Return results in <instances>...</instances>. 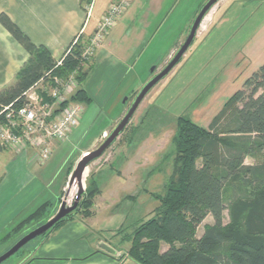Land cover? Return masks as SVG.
I'll use <instances>...</instances> for the list:
<instances>
[{"label": "rangeland", "instance_id": "rangeland-1", "mask_svg": "<svg viewBox=\"0 0 264 264\" xmlns=\"http://www.w3.org/2000/svg\"><path fill=\"white\" fill-rule=\"evenodd\" d=\"M248 1L250 0H220L215 5L204 19L194 44L179 65L150 91L129 125L113 145L86 168L82 176L83 195L84 197L88 196L93 191L95 192L97 187L101 189L100 194L94 198V206L96 202L98 206L96 223L102 226L103 230L110 229L112 232L89 235L86 233L82 242L74 240V238L75 257L84 256L83 260H88L92 257L90 255L92 252L100 250V253H106L98 246L103 243L117 251L116 257L119 264L124 258L131 260L128 256L126 257L131 246L132 237L130 236L135 226L151 217L153 211L159 206V202L153 195L165 193V186L169 183L174 171L173 138L177 132V120L182 117L200 127L208 128L232 95L240 90L247 79L263 64L260 59L264 53V5L258 10H256L258 7L256 4L254 8H248L246 5ZM230 14H233L232 17L238 16L234 24L232 25L231 21L222 30L217 31L218 28L215 25L218 20H214V24L213 18L217 15L230 17ZM205 41H207L206 44L202 46ZM89 42L90 40H83L85 47ZM183 43L176 51L161 52L158 50L155 53L158 59L153 75L149 74L154 68L151 66L147 69V81L136 88V91H131L127 97L119 99L120 111H113L114 106H110L111 102L104 107L93 104L92 100L87 104H82L83 117L76 132L70 136L71 139L69 137L71 140L69 150H66L62 155V157H66V161L62 165V175L58 178V185L59 187L64 183L65 185L59 200L51 205L45 204L46 208L40 215L41 219L38 218V221L29 223L17 234H15L16 229L20 224H8L4 217L0 216V256L21 238L52 219L59 212L63 203H67V206L73 205L77 194L71 198L70 179L78 160L84 154L96 150L107 139L116 125L124 118L141 89L168 65ZM84 61L89 62L90 59ZM89 67H93L92 64H89ZM82 68L86 69L87 65L84 64ZM78 70L79 68L66 79L48 74L36 91L33 93L30 91L27 94V97H30L28 100L33 101L28 107L36 117L40 118L43 111H51L55 116L54 114L60 111L65 104L72 102V97L80 88L78 81H76L78 88L68 96L67 101L63 104L58 103L53 97V93H61L64 87L69 84L72 76L77 80ZM142 80H145L144 77ZM126 99L127 103L123 105ZM50 122L47 120L46 125H50ZM0 125L12 130L19 137V143L15 144L4 141L0 136V142L5 147L2 158L4 155H11V158L34 155L37 158V155L41 153V147L37 146L35 142L40 137L52 145L69 140L60 142L53 138H47L46 133L44 134V131L34 120L27 124L23 118L17 116L14 120L13 117H5L0 121ZM263 162L264 153H255L245 159L247 166L260 165ZM37 164L39 163L37 162ZM198 165L200 166L201 162ZM1 172L2 164L0 165V174ZM139 174L142 177V182H140L142 184L139 187L141 191L138 193L141 195H135L136 186L134 183L139 180H131L129 177ZM246 178L250 179L249 176ZM228 186L230 189H227L225 194L227 205L224 212L225 225L230 224L231 214L228 206L234 199L246 205L255 214L261 212L264 216L263 184L255 182V186L244 188L239 180H230ZM254 187L255 189H253ZM131 194H134L136 198L125 199ZM81 200L82 197L79 204ZM28 212L25 213V216L33 211ZM93 216H95L94 210L93 215L89 218L84 214H75L51 233L60 231L61 228L67 229L74 222L75 229L81 227L80 224L77 225L78 222H85L86 226H90L91 224H87L90 221L86 222V220ZM209 223H213L212 217L206 219L198 228V238L203 235L204 226ZM89 226L82 229L87 232ZM121 229L124 231H120ZM252 232L255 234V241L264 239V217L252 222ZM39 239L41 238L27 244L21 253L19 252L20 254H16L3 264H23L28 254L37 248L38 243H41ZM167 248L163 244L161 251H165Z\"/></svg>", "mask_w": 264, "mask_h": 264}, {"label": "trees", "instance_id": "trees-1", "mask_svg": "<svg viewBox=\"0 0 264 264\" xmlns=\"http://www.w3.org/2000/svg\"><path fill=\"white\" fill-rule=\"evenodd\" d=\"M79 2L89 13L94 0ZM0 23L29 55L15 83L0 91V121L10 112L17 114L26 104V94L48 74L66 79L79 68L80 88L71 101L90 102L83 84L91 71L89 64L93 57L89 62L82 60L84 39L73 43L58 65L45 47L33 44L8 16L1 14ZM84 64L86 69L82 68ZM7 107L10 108L5 111ZM173 146L174 171L165 193L154 195L159 206L151 217L135 226L126 257L137 264H264V239L255 241L252 232V222L264 217L261 212L255 214L234 199L228 206L230 224H224L225 194L230 189V180H239L244 188L255 186V182L264 185V162L245 165L247 156L264 153V64L235 92L208 128L179 118ZM4 152L5 147L0 143V154ZM98 194L97 187L95 192L83 195L80 210L40 238L48 236L75 214L91 217ZM45 208L43 205L24 220L15 234L41 219ZM209 216L214 223L205 225L203 235L198 238V228ZM163 244L168 247L165 251H161Z\"/></svg>", "mask_w": 264, "mask_h": 264}, {"label": "crops", "instance_id": "crops-1", "mask_svg": "<svg viewBox=\"0 0 264 264\" xmlns=\"http://www.w3.org/2000/svg\"><path fill=\"white\" fill-rule=\"evenodd\" d=\"M116 1L118 0H94L91 11L86 13L79 0H0V15L8 16L33 44L45 47L56 61H60L77 39L90 40L93 37L98 22ZM208 1L132 0L119 24L110 31L92 58L93 67L83 84L92 103L104 107L111 102L113 111H120L119 99L127 97L131 91H136V88L147 81V69L151 66L156 68L158 58L155 53L158 50L176 51L185 42L198 11ZM263 2L264 0H250L245 4L248 8H254L256 4L258 10L263 7ZM232 15H217L213 18L214 24V20H218L215 25L217 31L231 21L234 24L238 16ZM207 41L200 45L204 46ZM28 58L25 49L0 23V91L15 83L17 73ZM260 61L264 64V53ZM149 74L153 75L152 72ZM76 130L77 128L72 135ZM70 139L64 143L50 144L52 155L45 165L37 164L31 154L24 158H11V155H4L2 158L3 153L0 154V216L8 224L19 225L43 205L54 204L59 200L65 185H58L62 165L66 161V157L62 155L69 150ZM129 178L139 180L134 183V194H139L141 175ZM134 194L125 199L136 198ZM97 209L96 202L93 209L95 216L86 220L90 221L87 224H91L87 225V232L82 229L87 228L85 222H78L81 229H75V222L67 229L61 228L60 231L39 239L41 243L28 254L23 264H119L115 249V255L102 254L100 250L92 252V257L88 260H83L84 256H74V238L82 242L86 233L112 232L97 225ZM28 211L33 212L25 216ZM100 245L101 243L98 246ZM121 262L137 264L126 258Z\"/></svg>", "mask_w": 264, "mask_h": 264}, {"label": "built area", "instance_id": "built-area-1", "mask_svg": "<svg viewBox=\"0 0 264 264\" xmlns=\"http://www.w3.org/2000/svg\"><path fill=\"white\" fill-rule=\"evenodd\" d=\"M131 1L132 0H118L116 2H113L109 6L106 13L98 22L93 37L90 39L87 47H85L83 50V60H91L96 50L104 43L110 31L119 24V22L129 9ZM77 41L78 39L75 41V43ZM61 64L62 59L58 61V65ZM76 81L77 80H75L72 76L70 78L69 84L64 87L61 93H53V97L58 101L59 104L65 103L68 99V96H70V94H72L74 90L78 88ZM37 87L33 88L31 92L33 93L34 91H36ZM27 94L26 104L24 105V107L19 110L17 114H14V112H10L6 117H13V120L16 116L21 117L26 121L27 124L34 120V122L39 125L40 129L44 131V134L46 133L47 138H53L60 142L68 140L73 131L79 126L81 118L83 117L84 108L82 104L70 102L68 104H65V106L62 107L60 111L55 113V116L52 115L51 111H43L41 117L38 118L35 116V113L28 107L29 104H31V102L33 101L28 100V98L30 97H27ZM31 99L34 100L33 97H31ZM9 108L7 107L5 111H8ZM47 120L51 121L49 123L50 125L48 126L46 125ZM0 136L6 142H12L15 144L16 142L19 143V137L16 136L12 130L6 129L2 125H0ZM28 139L30 140L31 138L29 137ZM35 143L37 144V146L41 147V153L37 155V158H35V160H37L40 165H45L52 155L50 144H48L47 140L43 137L38 138Z\"/></svg>", "mask_w": 264, "mask_h": 264}, {"label": "water", "instance_id": "water-1", "mask_svg": "<svg viewBox=\"0 0 264 264\" xmlns=\"http://www.w3.org/2000/svg\"><path fill=\"white\" fill-rule=\"evenodd\" d=\"M220 0H209L199 11L198 15L196 16L187 38L168 65L157 75H155L138 93L137 97L129 107L127 113L125 114L124 118L116 125V127L112 130L109 134L107 139L94 151L88 152L84 154L76 164L74 172L71 176L70 183L74 180H78L80 183V190L77 193L75 202L72 206H67L66 203L61 205L59 212L48 222L44 223L43 225L37 227L29 234L21 238L16 244H14L8 251L0 256V264L5 263L10 258L14 257L18 254L27 244L32 242L33 240L40 238L47 234L58 222L67 218L70 214L74 213L78 209L79 201L84 194V188L82 184V176L86 170V168L92 163L95 159L100 158L118 139V137L124 132L126 127L131 122L132 118L134 117L136 111L138 110L139 106L146 98V96L150 93V91L157 86L163 79H165L174 69L179 65L182 61L183 57L186 55L188 50L191 48L193 43L195 42L197 33L203 23L204 19L208 15V13L213 9V7L219 2ZM155 67L152 69V73L155 71ZM127 103V99L124 101V104ZM100 248L105 251L107 254L115 255L116 251L109 247L106 244H101Z\"/></svg>", "mask_w": 264, "mask_h": 264}, {"label": "bare ground", "instance_id": "bare-ground-1", "mask_svg": "<svg viewBox=\"0 0 264 264\" xmlns=\"http://www.w3.org/2000/svg\"><path fill=\"white\" fill-rule=\"evenodd\" d=\"M70 188H72L71 189V198H73L77 194V192H79V190H80V183H79V181L78 180L72 181L70 183Z\"/></svg>", "mask_w": 264, "mask_h": 264}]
</instances>
